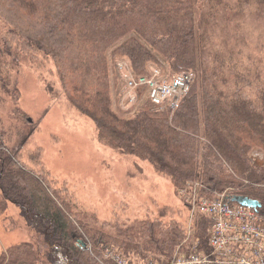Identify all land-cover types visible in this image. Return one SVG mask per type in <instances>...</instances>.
<instances>
[{
    "label": "trees",
    "instance_id": "16d2710c",
    "mask_svg": "<svg viewBox=\"0 0 264 264\" xmlns=\"http://www.w3.org/2000/svg\"><path fill=\"white\" fill-rule=\"evenodd\" d=\"M253 42L264 54V0H0V111L11 120L0 114V213L19 205L37 234L3 251L0 264H116L104 256L108 245L144 264L188 249L189 221L168 217L172 208L101 221L59 186L42 149L29 164L26 139L14 147L19 122L30 121L20 75L37 58L54 63L64 96L103 145L149 162L177 193L198 183L202 196L248 197L264 213V57L252 53ZM120 61L137 77L154 64L169 78L193 71L196 80L176 110L146 101L121 114L111 80ZM211 227L199 214L192 226L207 252Z\"/></svg>",
    "mask_w": 264,
    "mask_h": 264
},
{
    "label": "rangeland",
    "instance_id": "374dc122",
    "mask_svg": "<svg viewBox=\"0 0 264 264\" xmlns=\"http://www.w3.org/2000/svg\"><path fill=\"white\" fill-rule=\"evenodd\" d=\"M251 44L252 53L264 57L257 51L256 43ZM156 69L171 76L169 70L154 64L148 66V74ZM125 77L111 63L114 108L130 115L138 110L145 94H139L142 101L136 105L128 103L120 95ZM19 88L21 108L32 121L19 122L20 133L14 138V147L21 146L26 139L22 154L29 164L32 163L29 153L42 149L43 163L59 186L69 190L79 210L95 214L101 221L134 222L159 216V211L167 206L173 209L168 217L194 222L198 214H192L191 208H196L192 194L177 193L171 180L149 162L125 156L98 140L94 122L71 106L64 96L52 61L40 58L27 61ZM0 114L9 124L7 112ZM191 236L184 241L185 246L198 244L194 230ZM36 238L19 205L11 203L7 212L0 213V254L20 243L35 242Z\"/></svg>",
    "mask_w": 264,
    "mask_h": 264
},
{
    "label": "built area",
    "instance_id": "2783aa9c",
    "mask_svg": "<svg viewBox=\"0 0 264 264\" xmlns=\"http://www.w3.org/2000/svg\"><path fill=\"white\" fill-rule=\"evenodd\" d=\"M116 68L126 75L120 84V95L123 94L131 105L142 101L139 94L143 92L145 95L141 104L149 101L156 107L176 110L196 80L193 71L169 78L160 69L137 77L127 61L118 62ZM200 187L198 183H188L180 192L193 195L196 205V208H191L193 215L207 216L212 220L209 232L211 250L207 252L200 248L199 242L193 243L186 250L179 248L170 261L149 257L143 261L144 264H264V213L258 208L233 203L225 193L214 197L202 196ZM192 226L191 221L185 241L192 237ZM104 256L116 264H134L113 245L104 248Z\"/></svg>",
    "mask_w": 264,
    "mask_h": 264
},
{
    "label": "water",
    "instance_id": "95a60500",
    "mask_svg": "<svg viewBox=\"0 0 264 264\" xmlns=\"http://www.w3.org/2000/svg\"><path fill=\"white\" fill-rule=\"evenodd\" d=\"M31 121L32 120L30 119V122ZM232 202L239 203L241 205L251 207V208H259L261 206L259 201H256L248 197H244V196H236L235 198H233Z\"/></svg>",
    "mask_w": 264,
    "mask_h": 264
}]
</instances>
